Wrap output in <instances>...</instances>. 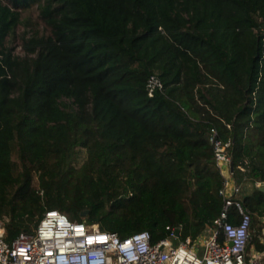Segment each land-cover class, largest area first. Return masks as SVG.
Returning <instances> with one entry per match:
<instances>
[{"label":"trees","instance_id":"1","mask_svg":"<svg viewBox=\"0 0 264 264\" xmlns=\"http://www.w3.org/2000/svg\"><path fill=\"white\" fill-rule=\"evenodd\" d=\"M33 6L43 28L22 34L20 56L5 42ZM211 128L252 185L234 199L262 251L264 0H0L6 241L50 210L121 238L154 244L169 226L174 244L195 240L224 204Z\"/></svg>","mask_w":264,"mask_h":264},{"label":"built area","instance_id":"2","mask_svg":"<svg viewBox=\"0 0 264 264\" xmlns=\"http://www.w3.org/2000/svg\"><path fill=\"white\" fill-rule=\"evenodd\" d=\"M145 87L147 95L152 96L163 85L157 76L150 75ZM209 141L216 166L225 178L219 191L224 204L195 240L187 237L174 244L178 237L169 226L166 228L171 230L170 235L154 244L147 231L121 238L115 232L100 230L95 223L72 221L50 210L43 213L33 233L20 232L10 242L4 239V222L0 219V264H264V249L247 250L251 213L234 199L238 187L230 191V141L220 140L214 128ZM230 207H234L231 218ZM261 221L264 233V217ZM262 240L264 243V236Z\"/></svg>","mask_w":264,"mask_h":264},{"label":"rangeland","instance_id":"3","mask_svg":"<svg viewBox=\"0 0 264 264\" xmlns=\"http://www.w3.org/2000/svg\"><path fill=\"white\" fill-rule=\"evenodd\" d=\"M38 9L36 6H33L29 9L23 10L21 12L22 23L16 27L14 32L9 35L6 39V46L14 48V53L20 56H23L21 36L25 31L32 32L34 30L42 31L43 23L38 18ZM83 158V157H82ZM257 226V225H255ZM255 229H251V237ZM263 238V237H261ZM198 245L201 244V241H197ZM176 242L175 244H177ZM202 254V247H200L199 255Z\"/></svg>","mask_w":264,"mask_h":264},{"label":"crops","instance_id":"4","mask_svg":"<svg viewBox=\"0 0 264 264\" xmlns=\"http://www.w3.org/2000/svg\"><path fill=\"white\" fill-rule=\"evenodd\" d=\"M230 183H231L230 191H232L235 188V186L238 187V192H237L238 193V195H237L238 197H241V194H243V193L249 192L250 189L252 188V185L250 183H248V182L237 183L232 176L230 177ZM247 250L249 252L257 251L253 244H251L250 246H247Z\"/></svg>","mask_w":264,"mask_h":264},{"label":"water","instance_id":"5","mask_svg":"<svg viewBox=\"0 0 264 264\" xmlns=\"http://www.w3.org/2000/svg\"><path fill=\"white\" fill-rule=\"evenodd\" d=\"M229 169L231 172L233 171V161H232L231 157H230V161H229ZM259 190H261L264 193V185H260ZM80 214H81V216H85L87 214V210L81 211ZM175 236L179 237V230L178 229L175 230Z\"/></svg>","mask_w":264,"mask_h":264}]
</instances>
